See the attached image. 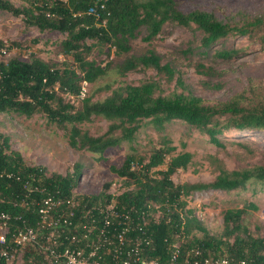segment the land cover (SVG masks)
<instances>
[{"label":"trees","instance_id":"obj_1","mask_svg":"<svg viewBox=\"0 0 264 264\" xmlns=\"http://www.w3.org/2000/svg\"><path fill=\"white\" fill-rule=\"evenodd\" d=\"M0 9L22 15L26 24L39 31L66 33L60 46L74 61V64L47 62L35 56L28 59L14 56L0 61V112L12 111L25 116L42 112L57 125L69 123L68 143L75 149L84 148L103 157L107 148L123 140L134 141L135 132L142 124H150L161 131L168 122L176 119L193 126L216 145H221L219 136L225 132L264 129V92L254 78H249L248 86L241 91L216 102L194 94L179 78V88L166 93L157 89L158 82L150 80L124 84L112 89L101 100L83 96L78 107L67 98L78 99L82 81L92 83L110 67V62L102 65L89 58L95 43L107 55L111 47L118 54H127L131 50L130 40L139 32H145L144 41H151L165 23L173 22L200 33L196 47L203 53L228 37L238 35L257 39L264 49V13L226 19L219 17L214 8L185 11L176 0H30L29 5L21 8L10 0H0ZM87 39L95 43H87ZM2 47L9 48L0 40ZM240 51L241 47L222 46L215 49L213 55L227 59ZM117 66L122 72L152 67L169 79L174 74L172 65L162 63L161 56L153 49L140 55H128ZM195 66L199 73L208 76L220 73L201 62ZM261 83L264 87V82ZM92 115H100L109 121L104 133L92 135L76 125L89 120ZM175 149L166 134H162L158 144L146 154L132 146L121 165L109 166L114 174L126 179V189L113 195L107 192L110 183L106 182L99 193L74 198L80 165L65 174H48L43 166L25 163L21 154L10 148L9 136L0 132V212L11 215L13 231L27 225L37 231L40 243H46L53 227L42 222L39 208L48 195L62 200L50 213V217L60 218L55 234L56 250L66 246H81L87 250L85 242L96 236L104 217L109 214L111 234L120 231L125 221L132 222L131 227L145 221L144 228L152 243L144 248L143 256L165 261L170 243L183 236V252L191 246H200L202 256L226 254L245 259L248 264H264V235H254L243 222L247 205L223 210V232L214 236L208 234L193 210L186 208L185 199L193 190L230 191L246 189L249 184L262 185L264 165L248 164L233 169L218 165V173L210 182L175 184L172 174L178 169H186L192 161L190 151L174 153ZM160 166L165 167L158 168ZM69 199L75 200L73 206L67 203ZM111 199H114L112 217L107 209ZM155 205L162 210V216L157 219L151 217ZM249 205L255 208L253 204ZM65 218L67 223L63 222ZM192 227L202 231L203 236L190 238L188 233ZM86 232L88 237L82 238ZM138 233L134 228L126 235L132 238ZM72 235L80 240H73ZM129 248L124 245L120 256L125 257ZM22 249L24 264H49L38 243L25 244ZM111 255L102 254L103 260H110Z\"/></svg>","mask_w":264,"mask_h":264},{"label":"rangeland","instance_id":"obj_2","mask_svg":"<svg viewBox=\"0 0 264 264\" xmlns=\"http://www.w3.org/2000/svg\"><path fill=\"white\" fill-rule=\"evenodd\" d=\"M17 7L29 5L30 0H10ZM185 11L194 8L216 9L221 18L235 19L249 15L264 13V0H176ZM145 32L141 31L130 40L131 50L127 54H118L111 47L109 54L100 51L99 44L87 39V43H95L89 58H94L102 65L110 62L106 73L96 81H82L84 95L92 100H101L112 89L124 84H140L153 80L158 82L157 89L166 93L179 88L178 78L185 87L194 94L210 102L226 100L233 94L248 86V79L254 78L257 84L264 82V49L257 39L246 36H231L223 43L215 44L207 52L196 47L200 33L190 28L167 22L162 31L151 41H144ZM66 33L59 31H39L37 27L26 24L22 15L0 9V40L5 46L0 48V61L19 56L24 59L39 57L47 62L67 61L74 64L71 55L62 51L61 40ZM241 47V51L230 58L223 59L213 55L215 49ZM153 49L161 56L162 63L169 62L174 68L171 79L152 67L120 71L117 64L128 55H140ZM201 62L215 70V75L208 76L196 70V63ZM261 81V82H260ZM80 96H66L76 107L80 104ZM79 128L92 135H100L108 129L109 121L100 115H92L89 120L77 123ZM71 124L57 125L47 119L45 114L37 112L31 116L15 112H0V132L9 136L10 148L21 154L27 164H35L46 168L48 174L72 172L75 165H80L78 182L73 189L74 198L83 195H94L102 190L104 183L109 182L108 193L118 194L127 188L126 179L117 176L110 169L111 164L121 165L126 154L134 146L141 154H146L152 146L158 144L162 134H166L175 145V152L190 151L192 161L186 169H178L171 178L175 184L184 182H210L218 173V165L233 169L248 164L264 165V129L250 131H228L219 136L221 145L209 142L208 137L196 128L181 120L168 122L161 131L150 124H142L135 132L134 141H121L120 144L107 148L103 157H98L87 149H75L68 143ZM160 166L158 168H164ZM186 199V208L192 209L194 216L202 223L209 235H221L223 232L222 212L226 208L247 205L243 222L254 235H264V184L246 189L225 191L221 189L193 190ZM107 205L112 211L113 201ZM253 204L255 208L251 205ZM113 213L111 212V217ZM162 216V210L155 205L151 211L154 219ZM49 217L46 218V222ZM189 237H202L203 232L192 227ZM187 238V237H186ZM232 237H230L231 239ZM179 239V238H177ZM24 250L18 253L15 264L26 263ZM224 252V251H223ZM28 264V263H27ZM31 264V263H30Z\"/></svg>","mask_w":264,"mask_h":264},{"label":"built area","instance_id":"obj_3","mask_svg":"<svg viewBox=\"0 0 264 264\" xmlns=\"http://www.w3.org/2000/svg\"><path fill=\"white\" fill-rule=\"evenodd\" d=\"M85 82V81H84ZM84 84L80 96L84 95ZM62 200H55L52 196L43 199L42 206L39 208L42 222L52 226V231L46 237V243H40L37 238V231L27 225L13 231L11 229V215L7 212H0V258L1 264H15V258L21 251L22 247L28 243H38L45 251L49 264H248L245 259H236L225 255L219 256H202V248L200 246H191L185 252L182 250L181 239H176L170 243L169 256L163 261L156 257L143 256V250L152 243V238L144 228L145 221L137 222L131 227L132 222H124V226L117 233L111 234L109 231L110 220L109 214L104 217L103 225L99 228L96 236L85 242L87 250L81 246H66L63 250H56L55 234L58 233L56 226H59L60 218L50 217L53 209L61 204ZM71 206L75 204V200H67ZM72 214V212H71ZM49 220L46 222V218ZM67 223V219H63ZM85 227V226H84ZM137 229L139 232L134 237H127L130 229ZM88 233H84L82 238H87ZM71 238L79 241L72 235ZM129 245L125 257H121L122 247ZM110 260H103V255L111 254Z\"/></svg>","mask_w":264,"mask_h":264}]
</instances>
